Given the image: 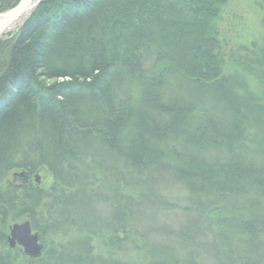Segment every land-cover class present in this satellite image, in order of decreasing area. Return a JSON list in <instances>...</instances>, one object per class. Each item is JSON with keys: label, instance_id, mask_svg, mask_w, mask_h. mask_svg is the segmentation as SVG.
Here are the masks:
<instances>
[{"label": "trees", "instance_id": "1", "mask_svg": "<svg viewBox=\"0 0 264 264\" xmlns=\"http://www.w3.org/2000/svg\"><path fill=\"white\" fill-rule=\"evenodd\" d=\"M228 2L43 0L0 40V264L24 219L83 234L50 251L65 264H264V37L225 70Z\"/></svg>", "mask_w": 264, "mask_h": 264}, {"label": "rangeland", "instance_id": "2", "mask_svg": "<svg viewBox=\"0 0 264 264\" xmlns=\"http://www.w3.org/2000/svg\"><path fill=\"white\" fill-rule=\"evenodd\" d=\"M1 13H4V11L0 12V14ZM22 25L23 21L17 23L14 28L2 39L7 41L13 38ZM216 27L222 49L221 61L223 63V68L225 70L228 68H233V59H236L238 54L243 51L244 47H250L254 43H262L264 37V0H229L228 4L225 6L222 14L220 15V18L216 22ZM20 174H23V172L17 171L11 173L7 181H18L17 183L20 184L22 182L21 178H15V175ZM29 180L45 191H49L54 183L53 176L46 168L41 169L38 173L29 178ZM168 195H170V203L172 204L169 208L171 211L168 212L165 217L166 224L172 225V223H174L179 217L180 219H183V215L181 214V211H179V207L181 206V210L185 203L181 193L178 194V192H171ZM25 222L26 219L15 224H21ZM159 222H162V219H160ZM81 237H83V234L74 229L69 230L68 234L66 235L42 234L41 243L44 246V250L42 256L39 259H31L25 255L24 249L17 245L16 248L11 249L14 251L13 262L14 264H65L57 259L58 255L51 257V254H49L50 251L57 250L62 246H69V244L74 240L80 241ZM100 241H93V247L96 249L95 253L99 255L101 251H103L106 256L110 257L111 254H108V249H106L105 246H100ZM115 258H120V260L123 262L130 261L133 264H145L148 260V256L145 254L139 255L133 252H124L119 254V257Z\"/></svg>", "mask_w": 264, "mask_h": 264}, {"label": "water", "instance_id": "3", "mask_svg": "<svg viewBox=\"0 0 264 264\" xmlns=\"http://www.w3.org/2000/svg\"><path fill=\"white\" fill-rule=\"evenodd\" d=\"M43 0H20L12 9L0 14V39L8 34L13 27L29 18L37 9ZM24 174L15 175V178H23ZM39 183V182H38ZM10 249H14L17 245L24 249L25 255L31 259H39L42 256L44 246L41 243L39 233L33 231L29 221L21 224H14L10 227V235L8 237Z\"/></svg>", "mask_w": 264, "mask_h": 264}, {"label": "bare ground", "instance_id": "4", "mask_svg": "<svg viewBox=\"0 0 264 264\" xmlns=\"http://www.w3.org/2000/svg\"><path fill=\"white\" fill-rule=\"evenodd\" d=\"M14 28V27H13ZM27 222V221H26Z\"/></svg>", "mask_w": 264, "mask_h": 264}]
</instances>
